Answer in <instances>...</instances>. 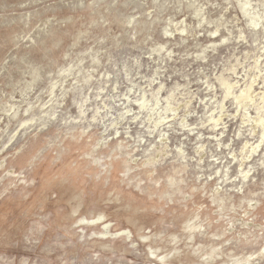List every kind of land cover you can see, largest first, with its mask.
<instances>
[{"label": "rangeland", "instance_id": "rangeland-1", "mask_svg": "<svg viewBox=\"0 0 264 264\" xmlns=\"http://www.w3.org/2000/svg\"><path fill=\"white\" fill-rule=\"evenodd\" d=\"M264 0H0V264H264Z\"/></svg>", "mask_w": 264, "mask_h": 264}, {"label": "bare ground", "instance_id": "bare-ground-1", "mask_svg": "<svg viewBox=\"0 0 264 264\" xmlns=\"http://www.w3.org/2000/svg\"><path fill=\"white\" fill-rule=\"evenodd\" d=\"M257 123H258V124H263V123H264V120H263V119H259V120L257 121ZM262 129H264V126H263Z\"/></svg>", "mask_w": 264, "mask_h": 264}]
</instances>
